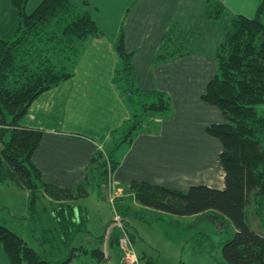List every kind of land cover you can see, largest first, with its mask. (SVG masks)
Here are the masks:
<instances>
[{
  "label": "trees",
  "instance_id": "trees-1",
  "mask_svg": "<svg viewBox=\"0 0 264 264\" xmlns=\"http://www.w3.org/2000/svg\"><path fill=\"white\" fill-rule=\"evenodd\" d=\"M28 2L12 0L19 14L16 31L8 40L0 36V185L14 183L29 191V212L41 225L43 243L50 250L46 254L55 260L47 255L42 257L3 224H0V246L11 264H70L77 250L71 242L80 232L87 231L88 219L85 210L75 202L90 194L95 174L100 187L108 182L109 173L112 178L125 149L156 118L170 111L172 102L161 90L145 91L136 85L133 53L126 50L121 35L115 48L122 66L116 71L114 82L134 110L131 119L114 131L112 148L97 150L83 183L74 188H60L45 181L32 160L44 132L23 127L19 121L39 95L74 75L87 41L101 33L91 15L71 0H42L31 13L26 11ZM208 9L207 16L214 19L220 18L224 11L219 2L212 0ZM165 38L156 64L183 53L180 50L183 42L176 48L170 34ZM215 58L218 73L209 82L203 99L220 108L225 116V122L212 124L207 131L222 142L220 160L226 187L193 185L182 191L133 181L123 186V190L131 192L140 205L172 215L215 212L218 215L215 220L222 224L231 222L235 227L234 236L223 244V261L219 264H264V235L253 228L247 213L251 200L264 196V116L257 111V106L264 105V0L255 17L239 14L230 18ZM122 145L125 149L118 153ZM34 176L41 180L46 194L56 199L61 194L74 200L54 211V222L49 227L39 214L45 210L39 211L37 204L45 195L37 192ZM117 208L126 223L131 206L117 202ZM116 232L110 238L118 244ZM135 236L132 232L133 240ZM103 238L105 235L99 240ZM53 239H58L62 247L54 246ZM91 254L102 260L101 247L94 248ZM141 263L159 264L148 255L141 257Z\"/></svg>",
  "mask_w": 264,
  "mask_h": 264
},
{
  "label": "crops",
  "instance_id": "crops-1",
  "mask_svg": "<svg viewBox=\"0 0 264 264\" xmlns=\"http://www.w3.org/2000/svg\"><path fill=\"white\" fill-rule=\"evenodd\" d=\"M41 1L29 0L26 11L33 12ZM71 1L91 15L101 34L87 41L74 75L39 95L19 121L23 127L44 132L32 156L42 178L60 188L80 185L88 175L97 150L112 148L114 131L131 119L134 110L114 82L115 73L122 66L115 44L123 35L126 50L133 53L136 85L145 91L167 93L172 108L156 118L125 149L121 163L112 175L113 184L117 190L133 181L182 191L193 185L224 189L225 170L220 160L223 145L208 133L207 128L225 122V116L203 96L209 82L218 73L215 54L228 21L239 14L255 17L261 0H212L224 7L222 16L215 19L207 16L210 0ZM18 19V10L12 0H0V36L3 39L14 37ZM168 34L176 48L183 42L187 49L181 48V55L156 64L155 58ZM96 177L94 181L97 182ZM17 190L24 193L20 195ZM93 190H97L99 201L111 205L103 186L96 184ZM17 195L18 203L10 198ZM0 196L8 198V202L0 203L1 211L11 213L12 208L15 211L22 205L25 213L20 218L13 214L12 219L23 220V227H30L33 222L30 232L34 239L44 244L41 225L28 209L29 191L14 183H6L0 185ZM82 199L75 204L87 213V227L90 213L81 204ZM253 203L257 204L251 201L249 205ZM134 204L135 208L140 206L136 199ZM53 206L47 196H42L37 204L39 211L53 210L52 217ZM135 214L143 218L137 212ZM208 214L218 216L215 212H207L189 217ZM112 233L110 229L95 236L90 231V239L105 235L101 241L103 246L96 244L103 251L102 260L94 258L92 264H122V252L118 254L116 251L119 244L111 242ZM113 255L117 259L115 263H112ZM144 255L138 254L140 259ZM0 264H11L2 246Z\"/></svg>",
  "mask_w": 264,
  "mask_h": 264
},
{
  "label": "rangeland",
  "instance_id": "rangeland-1",
  "mask_svg": "<svg viewBox=\"0 0 264 264\" xmlns=\"http://www.w3.org/2000/svg\"><path fill=\"white\" fill-rule=\"evenodd\" d=\"M181 48L187 49V46ZM257 111L259 115L264 116V105L257 106ZM123 149H125V147L123 145L120 146L118 153H121ZM97 173L100 172L97 171ZM108 177L109 180L103 185V187L108 199H110L111 192H114V190L116 191L117 187L113 184L110 173L108 174ZM96 178L98 179V176ZM34 179H36V177ZM36 182L38 187L37 192L40 193V195L44 194L47 196V199L54 205V211L61 205H64L63 203L74 201L70 197L61 194H58L56 199L51 195L46 194V190L42 188L40 179L37 178ZM97 182L96 180H93V186L96 185ZM93 186L91 191L93 190ZM119 188L121 189L120 192ZM17 191L20 195L24 193L21 192L23 190ZM130 193L131 192H125L123 187H118V196H115V204L118 202L120 205L127 204L130 205L132 209L134 208L133 211L128 214L125 223L127 226H125L129 236H131V232H134L137 235L135 240L131 239L134 243V248L139 255L145 254L153 256L157 259L159 264H219L223 261V244L230 240L235 233V227L231 222H223L222 224L215 220V217L212 214L191 218L189 216H177L165 212H159L155 209L141 205L135 208V198L134 195ZM10 198L16 203L20 202L18 195L16 197L11 196ZM257 200L262 201L263 203L257 205ZM251 201H254L257 204H250L247 208L249 221L253 228L261 231L264 235V196L253 198ZM6 202H8V198L0 196V203ZM81 204L87 207L90 213V222L87 226L88 231L80 232L73 242H71V246L78 250L75 251L76 255L70 264H92V261L96 258L94 259L91 251L96 248L97 245L102 247L103 243L99 239H90L91 236H89V233L91 231L95 236H99L106 233V231H110L111 227L108 228V226L112 224L114 215L112 206L109 202L99 201L97 190H93L89 196L83 198ZM256 206L258 207V210L256 209ZM1 210L0 224L6 225L19 236L26 238L28 244L35 248L42 257L46 256V253L50 251L49 247L41 244L39 239H34L35 237L30 232V228H33L34 225L33 222H31L30 227H23V220L12 219L13 214L20 218L22 214L25 213L22 205H20L15 211L14 208H12V212L14 211V213L11 212L12 214ZM52 212L53 210L49 211L48 209H45L44 212L39 213L43 215L47 227H49L48 225H53L54 221L51 216ZM135 212L142 215L143 218L137 216ZM105 220H107V222L104 223ZM108 222L110 223L106 226V223ZM111 230L114 231L116 229ZM116 233L118 236L120 235V233L118 234V231ZM53 241L54 246L62 247V244H60L58 239H53ZM95 241H97V243ZM116 251L118 254L121 253L119 246H116ZM67 255H69V252L66 256ZM47 256L50 260H55L49 255ZM116 261L117 259L113 255L112 263H115Z\"/></svg>",
  "mask_w": 264,
  "mask_h": 264
},
{
  "label": "built area",
  "instance_id": "built-area-1",
  "mask_svg": "<svg viewBox=\"0 0 264 264\" xmlns=\"http://www.w3.org/2000/svg\"><path fill=\"white\" fill-rule=\"evenodd\" d=\"M116 195L118 196V190L111 192V197L109 199L114 214L111 229H116L118 233H120L118 244L122 252V264H142L141 259L134 248L131 236H129L126 229L122 213L118 210L117 204H115Z\"/></svg>",
  "mask_w": 264,
  "mask_h": 264
}]
</instances>
